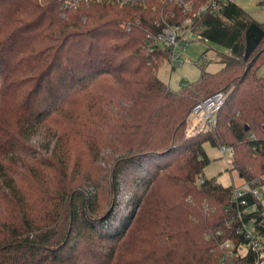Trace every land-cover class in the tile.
Instances as JSON below:
<instances>
[{
    "label": "trees",
    "instance_id": "16d2710c",
    "mask_svg": "<svg viewBox=\"0 0 264 264\" xmlns=\"http://www.w3.org/2000/svg\"><path fill=\"white\" fill-rule=\"evenodd\" d=\"M164 10L0 0V264H255L226 257L243 242L236 185L204 170L206 144L232 147L230 170L264 184V38L246 61L254 18L238 3L199 16L223 68L173 92L149 36L161 11L182 17ZM218 94L213 123L190 131Z\"/></svg>",
    "mask_w": 264,
    "mask_h": 264
},
{
    "label": "built area",
    "instance_id": "2783aa9c",
    "mask_svg": "<svg viewBox=\"0 0 264 264\" xmlns=\"http://www.w3.org/2000/svg\"><path fill=\"white\" fill-rule=\"evenodd\" d=\"M65 7L78 8L81 5L89 2H108L112 5L130 6V5H146L152 2H159L165 5L164 12H168L171 7H177L182 13L179 21L173 22L166 19V13L161 11L160 22L156 23L158 33L150 34L153 49L167 51L173 68L178 65H183L182 57L187 53V48L191 43L190 36L195 34L196 19L207 13L219 14L223 8L229 4H237V0H206L198 10L194 9V4L188 0H64ZM155 5V4H152ZM156 7V6H155ZM171 12V11H169ZM177 15L174 12L169 14L170 19H175ZM199 36V35H198ZM201 38V36H199ZM219 95V94H218ZM223 95V94H222ZM217 96V95H215ZM214 97V96H213ZM211 97V98H213ZM224 98L216 103L210 110L204 108L201 112L195 113L199 116V122L206 124L213 123L214 117L219 109L224 104ZM210 99V98H209ZM208 101V100H207ZM200 106V105H199ZM196 109V108H195ZM194 109V110H195ZM229 151L233 154L232 147H222L221 153L225 154ZM204 182L202 177H199L198 184ZM232 201L236 206L234 217L228 220V225L233 227L236 234L243 239V242L236 247L230 240L224 244L226 249V257L229 259L240 258L249 253L256 255L255 264H264V184L260 179H257L252 184H247L242 180L240 186L236 185ZM226 264V263H224Z\"/></svg>",
    "mask_w": 264,
    "mask_h": 264
},
{
    "label": "rangeland",
    "instance_id": "374dc122",
    "mask_svg": "<svg viewBox=\"0 0 264 264\" xmlns=\"http://www.w3.org/2000/svg\"><path fill=\"white\" fill-rule=\"evenodd\" d=\"M237 3L257 23L264 24V0H237ZM190 40L188 51L182 57L183 65L173 68L169 59L163 60L160 65L159 78L161 81H165L173 92H178L183 86L197 81L201 76L202 65H205L206 71L211 73L220 71L224 65L220 63V56L227 52V49L209 41H203L195 34L190 36ZM258 75L264 76V66L258 71ZM195 118L197 115L194 113L189 119V130L193 132L197 130H194L195 126L193 125ZM199 124L203 123L199 122ZM205 151L211 160V164L204 170L207 179L215 178L224 187L232 186L233 183L241 185L242 180L239 174L230 170L234 157L229 151L222 155L221 148L211 144L205 145Z\"/></svg>",
    "mask_w": 264,
    "mask_h": 264
},
{
    "label": "water",
    "instance_id": "95a60500",
    "mask_svg": "<svg viewBox=\"0 0 264 264\" xmlns=\"http://www.w3.org/2000/svg\"><path fill=\"white\" fill-rule=\"evenodd\" d=\"M246 54H245V60L247 61L250 56L253 54V52L257 49L259 44L264 38V32L262 28L257 24H253L252 27L246 32ZM224 98V95L219 94L217 96H214L213 98H210L208 101L204 103V106L206 110H210L214 107V105L218 102H220ZM203 106H198L194 111L196 113H199L203 110Z\"/></svg>",
    "mask_w": 264,
    "mask_h": 264
},
{
    "label": "crops",
    "instance_id": "0c3cea01",
    "mask_svg": "<svg viewBox=\"0 0 264 264\" xmlns=\"http://www.w3.org/2000/svg\"><path fill=\"white\" fill-rule=\"evenodd\" d=\"M199 119H200L199 116H197V118L194 119V122H195V123H193V125L195 126L194 130L195 129L199 130V129L203 128V126H202L203 124H199Z\"/></svg>",
    "mask_w": 264,
    "mask_h": 264
}]
</instances>
